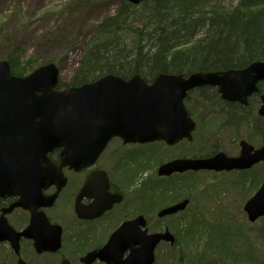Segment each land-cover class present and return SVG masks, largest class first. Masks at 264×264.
I'll return each mask as SVG.
<instances>
[{"label": "water", "instance_id": "obj_1", "mask_svg": "<svg viewBox=\"0 0 264 264\" xmlns=\"http://www.w3.org/2000/svg\"><path fill=\"white\" fill-rule=\"evenodd\" d=\"M138 6L144 0H124ZM59 68L50 63L20 77L11 71L8 60L0 62V197H17L0 218V244L9 243L18 257L16 264H28L21 257V240H31L37 254H55L62 248L61 226L51 224L44 209L55 204L67 183L63 169L79 171L99 159L109 142L120 138L124 144L164 142L169 146L193 141L196 123L185 100L191 91L217 88L226 102L247 106L249 98L264 83V62L257 61L243 69L158 75L147 82L140 74L130 79L108 74L81 86L59 89ZM259 115L264 117V96ZM240 155L220 152L212 157L175 159L158 168V176L170 177L186 172L247 171L264 162V145L255 149L247 141L240 143ZM60 150L61 163L50 155ZM52 186L57 192L44 195ZM91 183L83 195L90 196ZM105 185L97 187L96 203L75 206L81 219H96L110 210L121 196L103 195ZM186 199L161 209L158 218L184 212ZM21 208L31 213L30 225L14 229L7 215ZM244 210L252 224L264 218V181ZM175 245L176 237L166 228L149 233L144 216L124 222L100 249L88 253L84 264H155L160 244ZM60 264H71L63 260Z\"/></svg>", "mask_w": 264, "mask_h": 264}, {"label": "trees", "instance_id": "obj_2", "mask_svg": "<svg viewBox=\"0 0 264 264\" xmlns=\"http://www.w3.org/2000/svg\"><path fill=\"white\" fill-rule=\"evenodd\" d=\"M118 1L115 13L96 25L76 72L67 81L60 79L59 89L81 86L108 74L124 79L140 74L147 82H152L162 73L187 76L194 72L240 69L255 61H264V0H144L139 6ZM7 60L12 73L20 77L27 76L38 65L34 57L24 63L13 55ZM198 94V108L218 106L225 115L220 130H232L237 137L248 135L251 141L254 136L249 133L255 132L258 134L253 141L264 142V120L257 116L254 101L248 107L227 104L211 88L201 89ZM191 95L186 104L192 99ZM187 108L192 115L193 108ZM217 148L216 145V151L210 154L191 157L211 156L218 151ZM136 163L130 168L127 161L124 163L128 188L134 187L136 198L143 199L147 207L163 208L184 199H190V205L193 203L198 173H189L186 178L175 175L159 184L148 179L141 184L140 178L148 172L145 168L151 169V166ZM238 174L242 189L249 184V189L254 190L263 180L261 175ZM178 178L182 180L176 182ZM201 220L193 214L185 223L179 222L175 228L177 240L172 249L181 246L182 251L190 250L192 245L200 250ZM258 222L262 224L264 241V218ZM229 230V226L209 227L205 247L198 252L199 264H236L234 256L208 257L216 249L222 250L224 256L229 254L232 248L228 245ZM249 246L253 250V245ZM250 261V264H264V245Z\"/></svg>", "mask_w": 264, "mask_h": 264}, {"label": "rangeland", "instance_id": "obj_3", "mask_svg": "<svg viewBox=\"0 0 264 264\" xmlns=\"http://www.w3.org/2000/svg\"><path fill=\"white\" fill-rule=\"evenodd\" d=\"M118 5V0H0V62L7 60L10 55L23 63L34 57L38 65L33 71L54 63L60 71L59 79L63 82L67 81L76 72L84 56L85 45L93 37L96 25L114 14ZM191 97L192 99L186 105L193 108L194 112L191 116L198 125L195 142H183L175 147H168L164 143H154L135 146V150H130L135 147L125 150H130L127 151L126 158L128 168L136 162V165L145 163L151 166V169L145 168L148 172L142 176V179L140 178L141 184L148 179L156 184L168 179L157 175L159 165L176 158L210 154L215 150L216 145L219 151L227 155L236 157L239 154L240 138L244 136L237 138L232 130H220V127L223 128L225 115L220 112L219 107L198 108L200 104L198 91L192 93ZM256 134L252 135L253 139L256 138ZM252 144L257 147L261 145L255 140ZM238 173H198L196 189L192 194L193 203L176 218L160 221H158L157 212L150 213L145 202V208L139 209L134 187L130 189L125 187L129 213L137 210L145 211L146 216H150L148 229L152 233L162 232L168 228L176 235L175 228L179 222L185 223L193 214L202 219L201 236L198 238L200 250L191 245L190 250L182 251L181 246L172 249L169 244H162L157 249L156 264H199L197 256L200 254L198 252L205 247L208 238L206 231L209 227L220 225L230 227L228 245L232 248L226 256L221 253L222 250L216 249L217 251L212 250L213 253L208 257L218 259L220 256L224 258L234 256L236 264H250L257 250L262 249L264 241L261 236V222L250 224L244 207L264 180V164L247 171L250 177L261 175L263 179L254 190L249 189V184L241 188V176ZM113 176L116 181L122 183L123 180L125 181L118 172L113 171ZM187 176L189 175L186 174L182 178ZM182 178H178L176 182ZM62 206L60 205L59 210L51 213L52 217L57 222L61 220L63 224L70 225L74 222V216L67 211L61 212ZM120 216L118 212H115L113 217H106L94 225L92 234L94 247H101L107 242L109 236L121 223ZM11 219L19 228V221ZM22 219L24 220V217ZM249 225L250 227L247 228ZM71 232H75L73 228L69 230V233ZM242 233L245 237L241 236ZM67 242L70 244V241H66V245ZM249 244L253 245V250ZM61 253L74 261L83 255V253L73 254L68 247ZM61 253L38 255L27 241L22 243L21 248V257L28 264H59ZM16 262L17 257L10 245L0 244V264H16Z\"/></svg>", "mask_w": 264, "mask_h": 264}, {"label": "flooded vegetation", "instance_id": "obj_4", "mask_svg": "<svg viewBox=\"0 0 264 264\" xmlns=\"http://www.w3.org/2000/svg\"><path fill=\"white\" fill-rule=\"evenodd\" d=\"M233 69H239V68H233ZM240 69H242V68H240ZM228 70H231V69H228ZM228 70H223V71H228ZM209 72H217V71H209ZM258 87H259V92L253 94L249 98V103L247 106H243L239 102L231 103V102L224 101L222 99L221 95L219 94L217 88L204 87V88H200L199 90L194 91L193 93H195L197 91L199 92L201 89H205V88L215 89L217 91L218 95L220 96V99L222 102L227 103V104H237V105H241L243 107H248L250 105V102L254 101L256 104L255 109H256L257 116L264 120V117H261L259 115V110L262 106V97L264 96V83L261 82L258 85ZM197 128H198V125H197ZM195 132H196V130H195ZM249 134L252 136L256 133L251 132ZM195 135L196 134L194 133L193 134V141L184 140V141L180 142L179 144H181L183 142H187V143L195 142V139H196ZM241 136H244V137L240 138L241 140L239 142V147H240V143L243 140L247 141L250 145L255 147V149L260 148L264 144V142H263L259 147H257L254 144H252V141L250 140L249 137H247L246 135H241ZM241 136H238V137L236 136V137L239 138ZM179 144L174 145V146H168V147H175V146H178ZM135 146H139V145H134V144L133 145H126L123 143V141L121 139L115 138V139L111 140V142H109L107 148L101 154V156L95 162V164H93L89 167L83 168L79 171H76L74 169H70L69 167H66L63 169V174H64L65 178L67 179V183L63 187L61 192L59 193V196H58L55 204L53 205V207L44 209L43 211L46 214V216L48 217L51 224H57V225L61 226V228L63 230L62 248L56 254L61 253L65 248L68 247L69 250L71 252H73V254L79 255V254L83 253V255L77 261H74L72 259L65 257L61 253L59 264L63 260H68L71 264H84L82 262V259L88 253L102 248L105 244L102 245L101 247H99V246L94 247L93 246V239H92V234H93V230H94L93 227H94V225H97L98 222L102 221L104 218H106V217L108 218L109 216L113 217V213H115V212L116 213L118 212L119 216L121 215L119 218L121 220V223L119 224V226L124 222L135 220L139 216H144L146 221H147V228H148V225L150 223V216L147 217L145 214V211H143V210H137V211H133L132 213H129V211L127 209V205H126L127 196L125 193V187H127V188L129 187V181H128V177L126 176L124 163L126 162L127 151L135 150L136 149ZM141 146H143V145H141ZM130 147H135V148L125 151L126 149H128ZM217 150L218 151L215 154L208 156V157H212V156H214L220 152H223V151H219L218 148H217ZM240 151H241V148H240ZM240 151H239V154L237 156L240 155ZM208 157L206 156L205 158H208ZM231 157H235V156H231ZM181 158H193V157H181ZM202 158H204V157H202ZM51 161L54 164H56L57 166L60 165V163H61L60 151L57 154H55V153L53 154V158L51 159ZM113 171L121 174L122 179L124 178L125 181L123 180V183L120 181H116L114 176H113ZM189 173H195V172H187L186 174H189ZM196 173H198V172H196ZM106 181L108 184V190L103 192V195H105V196H107V195L121 196L123 198L122 202L115 203L110 210L106 211L99 218H96V219H81V218H79L78 215L76 214V211H75V206H76L77 201L80 200V203L84 207H89L91 205H94L96 203L95 197L97 196V187L99 185L104 186ZM88 183H91L90 192H89L90 196H87L88 193L83 195V191L86 188V186L88 185ZM56 192H57V187L52 186L49 189L44 190L43 193L46 196H52ZM136 199H137L136 203H137L139 209H142L141 207L145 206L144 205L145 201H143V199H141V200H138V198H136ZM16 201H17V198H15V197L6 198V199H2L0 197V218L3 215L4 209L10 207ZM60 205H63L60 209L61 212L67 211L74 216V222H72L70 225L63 224L61 222V220L57 222L52 217L51 213L55 210H59L58 207ZM148 207H149L150 213L154 214L157 212V216H158V213L161 210V207L155 208L152 205H150ZM21 214H23V215L20 217L19 215H21ZM23 217H24V220L22 219ZM11 218H14L15 220L19 221V228L21 227V229L16 227V224L12 221ZM7 220L9 222V224H11L17 230H23L30 225L31 213L29 211H25L23 209H16L11 214H9L7 216ZM158 221H160L159 218H158ZM72 228L75 232L69 233V230ZM148 230H149V233H152V232H150V229H148ZM24 241H27L28 243H30V245L34 248V242L31 240H21V248H22V243ZM66 241H70V244H68V242H67V245H66ZM94 264H103V263L96 262Z\"/></svg>", "mask_w": 264, "mask_h": 264}, {"label": "bare ground", "instance_id": "obj_5", "mask_svg": "<svg viewBox=\"0 0 264 264\" xmlns=\"http://www.w3.org/2000/svg\"><path fill=\"white\" fill-rule=\"evenodd\" d=\"M124 1V0H123ZM126 2V1H125ZM129 3V2H128Z\"/></svg>", "mask_w": 264, "mask_h": 264}]
</instances>
